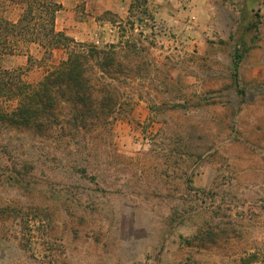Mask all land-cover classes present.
Listing matches in <instances>:
<instances>
[{
    "label": "rangeland",
    "instance_id": "rangeland-1",
    "mask_svg": "<svg viewBox=\"0 0 264 264\" xmlns=\"http://www.w3.org/2000/svg\"><path fill=\"white\" fill-rule=\"evenodd\" d=\"M212 2L210 35L183 57L157 51L166 26L135 8L134 64L113 81L115 113L83 126L66 107L44 133L6 134L0 153L22 176L0 183V264H224L264 253V21L239 1Z\"/></svg>",
    "mask_w": 264,
    "mask_h": 264
},
{
    "label": "trees",
    "instance_id": "trees-1",
    "mask_svg": "<svg viewBox=\"0 0 264 264\" xmlns=\"http://www.w3.org/2000/svg\"><path fill=\"white\" fill-rule=\"evenodd\" d=\"M23 2L25 8L18 22L0 20V143L4 142L7 133L30 131L41 134L61 124L66 107L71 109L73 122L83 126L99 120L105 113H115L118 102L112 98L116 91L113 81L117 74L127 75L131 70L134 64L130 56L135 46L133 41L127 39L122 44L103 48L77 44L70 47L67 58L57 67L49 70L38 82L30 83L23 78L21 69L4 65L5 56L27 43L36 42L50 50L67 47L71 39L55 29L61 4L55 0ZM147 3L148 0H133L131 11ZM243 46L239 44L233 55L236 79ZM11 166L7 157L0 153V183L20 181L22 173ZM3 206L0 203L1 219L7 216ZM224 264H264V253L246 252Z\"/></svg>",
    "mask_w": 264,
    "mask_h": 264
},
{
    "label": "crops",
    "instance_id": "crops-1",
    "mask_svg": "<svg viewBox=\"0 0 264 264\" xmlns=\"http://www.w3.org/2000/svg\"><path fill=\"white\" fill-rule=\"evenodd\" d=\"M61 4L56 14L55 29L65 33L71 41L67 47L47 49L36 42L21 45L4 58L10 69H21L23 78L36 83L67 58L70 47L77 44L99 48L123 43L134 36L133 0H55ZM252 20L264 21V0H221L224 7L238 5ZM153 20L166 26L161 35L154 34L159 52L176 57L196 53L199 43L207 38L216 22L218 12L212 0H148ZM23 0H0V20L16 23L21 18ZM221 11V9H220Z\"/></svg>",
    "mask_w": 264,
    "mask_h": 264
}]
</instances>
